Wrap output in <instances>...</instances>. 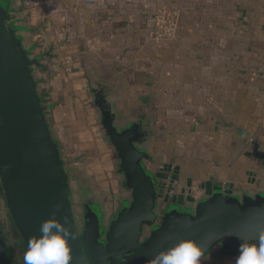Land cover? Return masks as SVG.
Here are the masks:
<instances>
[{
	"label": "crops",
	"instance_id": "1",
	"mask_svg": "<svg viewBox=\"0 0 264 264\" xmlns=\"http://www.w3.org/2000/svg\"><path fill=\"white\" fill-rule=\"evenodd\" d=\"M13 1L42 55L34 74L70 177L98 191L110 217L131 192L93 104L97 82L119 126L148 116L150 153L180 166L184 183L261 188L262 163L237 130L264 147V0ZM162 6L180 12L165 42L152 35Z\"/></svg>",
	"mask_w": 264,
	"mask_h": 264
},
{
	"label": "water",
	"instance_id": "2",
	"mask_svg": "<svg viewBox=\"0 0 264 264\" xmlns=\"http://www.w3.org/2000/svg\"><path fill=\"white\" fill-rule=\"evenodd\" d=\"M26 31L14 1L0 0V182L26 247L58 205L56 218L63 222L67 217L74 235L70 264H150L159 251L183 238L203 245L205 256L219 245L225 254L236 257L240 241L223 232L264 224V180L254 192L214 180L196 188L191 179L184 183L180 166L161 163L150 153L153 130L148 116L119 126L108 84L97 82L93 104L131 192L110 217L100 193L70 177L37 88L33 69L37 60ZM237 134L250 145L248 155L264 169L259 138L244 128H238ZM75 183L81 188L80 225L73 210ZM0 264H14L1 226Z\"/></svg>",
	"mask_w": 264,
	"mask_h": 264
},
{
	"label": "clouds",
	"instance_id": "3",
	"mask_svg": "<svg viewBox=\"0 0 264 264\" xmlns=\"http://www.w3.org/2000/svg\"><path fill=\"white\" fill-rule=\"evenodd\" d=\"M58 211L57 205L53 215L41 222L40 234L29 239L24 264H70V241L74 235L68 227L67 217L63 222L56 218ZM253 225L244 231L229 227L223 232V235L234 236L240 241L234 264H264V224L255 222ZM205 251L204 246L195 239L183 238L159 251L150 264H204Z\"/></svg>",
	"mask_w": 264,
	"mask_h": 264
},
{
	"label": "built area",
	"instance_id": "4",
	"mask_svg": "<svg viewBox=\"0 0 264 264\" xmlns=\"http://www.w3.org/2000/svg\"><path fill=\"white\" fill-rule=\"evenodd\" d=\"M180 29V12L169 6H162L153 17V38L157 41H170L177 37Z\"/></svg>",
	"mask_w": 264,
	"mask_h": 264
},
{
	"label": "rangeland",
	"instance_id": "5",
	"mask_svg": "<svg viewBox=\"0 0 264 264\" xmlns=\"http://www.w3.org/2000/svg\"><path fill=\"white\" fill-rule=\"evenodd\" d=\"M149 165H150V167H152L151 163ZM82 183H85V182H82ZM86 187L89 188L90 186L87 185ZM80 189L81 188H79V186H77V184L75 183V188H74L72 193H73V199H74L73 200V210H74L75 215L77 216V220L81 221L82 211H81V207H80L81 206ZM0 190H1V188H0ZM0 207L5 212V218H6L7 222H9V224H10L9 230L11 229V233L15 234L16 231H15V229H13L14 224H13V221H12L11 216L9 214V211L6 209L5 200L3 198H1V200H0ZM9 234H10V232H9ZM16 237H17V234L15 236H13V239H16ZM13 241H15V240H13ZM219 248H220V246H217L216 249L214 250V252L211 255H209V257L205 258L204 264H234L236 257L230 256V255H223L220 252Z\"/></svg>",
	"mask_w": 264,
	"mask_h": 264
},
{
	"label": "flooded vegetation",
	"instance_id": "6",
	"mask_svg": "<svg viewBox=\"0 0 264 264\" xmlns=\"http://www.w3.org/2000/svg\"><path fill=\"white\" fill-rule=\"evenodd\" d=\"M0 188H1L0 200H1V198H3L5 200V206H6V209L8 210V207L6 204V198L4 195V191L2 188L1 182H0ZM77 222H78V225H80V220H77ZM0 226H1V229H2V232L4 235L6 247L8 249L9 254L11 255L12 261L14 262V264H24L23 257H24L25 251L27 250V247L24 244L22 238L20 237V234H19L18 230L16 229L15 225L13 228L16 231L15 234L11 233V229L9 230L10 224H9V222H7V220L5 218V212L1 209V207H0ZM9 232H10V234H9ZM16 234H17L16 239H13V236H15ZM13 240H15V241H13Z\"/></svg>",
	"mask_w": 264,
	"mask_h": 264
},
{
	"label": "trees",
	"instance_id": "7",
	"mask_svg": "<svg viewBox=\"0 0 264 264\" xmlns=\"http://www.w3.org/2000/svg\"><path fill=\"white\" fill-rule=\"evenodd\" d=\"M27 31H29V28H27ZM31 31V30H30ZM30 47L31 48H33V54H32V57L34 58V59H36L37 60V62L34 64V66H33V69H34V73L36 74V71H37V69H39V68H42V64H41V61H42V55H37V54H35L34 53V51L36 50V44L35 43H33V44H30ZM36 82H37V88H38V91H39V94L41 95V98H42V104H43V106H44V108H45V112H46V114H47V106H46V94L43 92V90L40 88V85H39V81L37 80V78H36ZM47 116V115H46ZM219 246V245H218ZM217 247V246H216ZM216 247L207 255V256H205V258H207V257H209V255H211L213 252H214V250L216 249ZM219 250H220V252L223 254V255H227V254H225L222 250H221V248H219ZM234 257V256H233Z\"/></svg>",
	"mask_w": 264,
	"mask_h": 264
}]
</instances>
